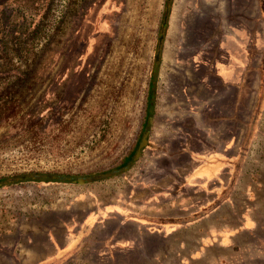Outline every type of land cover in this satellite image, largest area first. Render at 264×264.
I'll use <instances>...</instances> for the list:
<instances>
[{"label":"rangeland","instance_id":"1","mask_svg":"<svg viewBox=\"0 0 264 264\" xmlns=\"http://www.w3.org/2000/svg\"><path fill=\"white\" fill-rule=\"evenodd\" d=\"M16 1L3 7L6 32L28 39L47 8L52 21L47 42L0 77V177L26 180L0 183V264H264L257 0ZM228 54L252 70L245 91L222 81L233 77ZM214 57L223 63L211 76ZM213 152L242 156L233 187L229 163L193 171ZM104 209L95 230L80 231ZM79 231L89 240L54 261Z\"/></svg>","mask_w":264,"mask_h":264},{"label":"trees","instance_id":"2","mask_svg":"<svg viewBox=\"0 0 264 264\" xmlns=\"http://www.w3.org/2000/svg\"><path fill=\"white\" fill-rule=\"evenodd\" d=\"M56 0H38L36 3L38 5H42L44 7V5L48 4V6L53 3ZM17 1L16 0H0V77H8L10 76L11 71L16 68V64L18 62H27L25 59H23V52L26 53H30L33 51L34 47L37 46L40 42H47V40L50 38V33H48L47 28L48 26L51 24L50 21V11L51 9L46 10V12L43 14L42 18L40 19V21L34 25V28L32 29V31L30 32V36L28 37V39L26 40H22L20 37V34L17 32V29H13L10 30L8 32L5 31L6 27H2L3 26V22H1L2 19V15L4 13L7 12L5 7L7 4L12 3L15 4ZM261 11L262 14L264 15V0H261ZM5 15V14H4ZM21 17V26L24 25L26 26V24H24L25 22V15H20ZM10 16V14H9ZM8 19V18H7ZM161 27L165 28L166 27V22L163 20L161 22ZM20 28V27H19ZM21 33H23L21 31ZM32 47H30V45ZM218 57V55H217ZM217 57H214L213 59H209V75L214 76L216 75V72H214L213 67H215L216 62L220 61L217 59ZM218 60V61H217ZM17 62V63H16ZM213 71V72H212ZM251 68L249 67L248 70H246L245 72V82L244 85L242 86V89L239 90V92L245 91V85L247 82V76L250 73ZM260 71V93H259V100H258V104L255 110V114H254V118L257 117L258 112L260 111L261 108V104L264 98V60L262 65L259 68ZM157 77L155 74L150 76V82L148 84V91H147V95H146V110H148L150 107H152V105L154 104L155 101V94H156V88H157ZM252 129V127H251ZM248 144V137L246 139L245 145ZM210 157H212L213 161H210V164L205 162H202L200 165H198L196 167L195 170H193L194 172H204L207 173L208 175H214L223 165H225L227 162L224 161L223 159L220 158L219 154H217L216 152H213L210 154ZM130 160V155L124 157L122 159V161L119 163L118 167L124 166L127 164V162H129ZM242 156L238 157L236 160H234L232 163L228 162L227 164L231 166V171H232V177L230 179V188L234 186V183L238 177V175L240 174V166L242 163ZM210 165L212 167H210ZM193 175V174H192ZM22 175H13V176H6V177H0V183L1 182H7V180L9 179L10 181L8 182L9 184H17V183H23V181H26L24 179H22L21 177ZM25 176V175H23ZM191 176V175H190ZM12 178H16L15 181H12ZM187 184L188 182H190V179L185 180ZM46 182H49V180H47ZM158 223L160 224H177L181 221H178L177 219H160L157 220ZM115 249V247H114Z\"/></svg>","mask_w":264,"mask_h":264},{"label":"crops","instance_id":"3","mask_svg":"<svg viewBox=\"0 0 264 264\" xmlns=\"http://www.w3.org/2000/svg\"><path fill=\"white\" fill-rule=\"evenodd\" d=\"M257 4H258L259 10H261V0H257ZM234 36L236 38H238L237 35L234 34ZM225 59L227 62L224 63L225 64L224 69L226 68L225 70H228L233 75V77L230 79L227 78V80H224V78L222 77V81L226 84L234 85L236 87V93H239V90L242 89V86L244 85V82H245V72H246V70H248V68L250 66L248 65V63L244 64V66L240 65V63L238 61H234V59L232 58V56L230 54L226 55ZM219 62L221 63L222 61L220 60ZM102 212H104V213H102L103 215H99L100 213L95 212V214L93 213V215L88 216L86 218V220L84 221L80 231L83 230L86 232V231L91 230V229L95 230L96 229V222H98V220H101L102 218L106 217V215L109 213V212L107 213V211L105 209ZM80 231L76 234L75 237H73L72 241L67 246L59 249L60 252H64V253H61L60 255L56 254L55 257H53V259H55L54 261L62 260L64 257H66V254H71L70 251L72 249L75 250L76 248L80 247L81 244H83L87 240H89V236L87 237V235L86 236L85 235L79 236L78 234L80 233ZM113 243L115 245L116 240L113 241L112 244ZM115 253L116 252L112 251V252H108L106 254L112 256V255L117 254V253L116 254Z\"/></svg>","mask_w":264,"mask_h":264},{"label":"water","instance_id":"4","mask_svg":"<svg viewBox=\"0 0 264 264\" xmlns=\"http://www.w3.org/2000/svg\"><path fill=\"white\" fill-rule=\"evenodd\" d=\"M148 135H149V131L146 130L143 137H142V140H141V143L139 145V148L135 154V158L134 160H137L139 157H140V154H141V151L142 149L147 146L148 144ZM57 179H61V180H66V181H70V182H73V183H77V184H85V183H89V182H92L94 180V178H84V177H68V176H64V177H57Z\"/></svg>","mask_w":264,"mask_h":264}]
</instances>
